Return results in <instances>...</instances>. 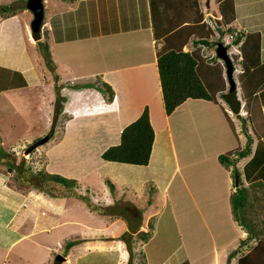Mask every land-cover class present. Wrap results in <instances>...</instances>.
<instances>
[{"label": "crops", "instance_id": "obj_1", "mask_svg": "<svg viewBox=\"0 0 264 264\" xmlns=\"http://www.w3.org/2000/svg\"><path fill=\"white\" fill-rule=\"evenodd\" d=\"M18 1L0 0V70H8L12 79L16 74L20 76L18 82L9 85V90L34 88L37 99L34 103L31 101V108L35 113L63 121L62 129L54 128L49 134L51 137L63 130L57 138L63 152L59 151L54 157L57 162L53 168L50 167L53 157L50 158L48 172L68 175L60 164L67 151L90 153L92 161L70 177L78 179L72 187L81 190L83 185L82 189L90 192L98 186L100 190L92 195L99 201V197L106 195L104 200L110 203L113 201L108 189L111 182L113 191L128 200L130 210L125 208L110 215L85 205L88 209L80 211L75 206L84 202L83 193L70 196L66 192L53 193L33 186L21 190L12 186L7 175L0 171V238L6 244L0 264H38V260L41 264L37 254L41 246L52 251L64 248V253L60 254L63 259L56 263V254L54 264L70 261L72 264H125L130 254L121 235L127 232L132 263L151 264V252L146 250L142 255L141 251L142 247L148 248L157 234L158 214L164 211L171 214V223L178 234L176 246L184 248L192 242L191 246L196 247L198 242L210 240V244L198 246L210 248L206 264H226L228 258L229 263L237 264L240 255L237 246L244 237V230L231 211L230 193L236 188L233 166L238 169L244 185L254 183L252 191L247 190V193L264 196V175L255 177L256 173H263L264 158L245 168L257 151L260 158L264 157V82L258 88L244 84L240 43L234 47V50L239 48V66L235 69L236 74L239 73V80L235 78L238 110L230 105L226 107L220 97L215 100L187 97L166 113L157 51L163 45L175 48L182 44L183 50L195 47L193 33L188 34L186 28L195 20L192 19V0H51L52 9L42 27L47 33L51 62L40 46L45 39L42 29L39 38L31 33L32 18L27 0L25 4ZM227 1L232 17L225 25L241 29L245 34L253 33L255 38L249 44L254 39L257 41L249 50L258 48V64L264 67V0ZM46 3L47 0H43L44 14ZM2 6L6 11H1ZM205 20L203 15L197 23ZM246 67L249 71L254 67L258 69L255 61ZM102 82L110 85L112 98H108ZM55 84L60 99H54L52 86ZM145 105L154 129L148 162L135 164L103 159L101 152L120 141L122 128L136 119ZM23 107L30 110L28 101L23 100ZM79 122L88 127H78ZM55 143L47 147L46 152L53 149ZM247 145L246 152L234 156L231 164L218 158L220 153L245 149ZM2 189L9 191L2 192ZM257 194L249 198L250 202L264 204V198ZM15 198L16 205L11 202ZM191 208L195 213L194 219H190L192 224L181 227L180 215L189 213L185 210ZM203 208L209 211L203 212ZM252 211L248 207L246 214L252 215ZM82 212L86 215L79 216ZM46 213L53 217L46 218ZM196 224L198 228L191 230ZM199 229L207 235H197ZM37 231L48 232L47 242L51 234L59 232L56 245L40 243L38 239L43 234L37 236ZM139 231H146L147 235L143 237ZM22 237L28 242L11 258V248L17 246ZM255 240L253 236L248 243Z\"/></svg>", "mask_w": 264, "mask_h": 264}, {"label": "rangeland", "instance_id": "obj_2", "mask_svg": "<svg viewBox=\"0 0 264 264\" xmlns=\"http://www.w3.org/2000/svg\"><path fill=\"white\" fill-rule=\"evenodd\" d=\"M51 0H47L46 7H45V14L43 17V20L48 19L49 11H51L52 7L50 4ZM229 1L227 0H193L192 4L194 5L193 7V13H192V19H195V27L197 28V32L193 34L194 38H198L200 35L204 36L208 40H211L210 43H203L197 45L198 47H194L195 51L200 55L197 57L198 60V66H197V71L200 73L199 75L202 77L204 76L205 78L208 77L212 79L211 77L216 79V84L217 82H221L222 78L219 77V70L217 68L223 69V73L226 70L225 64L221 57L215 56L216 51H215V46L213 42H217L218 40L224 41V44L226 46V50L228 54L231 56L233 63L235 65V69L238 68L239 66V60L236 58V56L239 55V48L237 50H234V47L237 45H230L227 46L228 42L231 41L232 37L230 36L231 33L227 28L228 26L225 25V23H228V21L231 19V13H229L228 10H225L226 5H228ZM19 4H25V0H19ZM197 3V4H196ZM19 7V5H18ZM18 7H15L19 9ZM28 13L31 18H33V12L28 9ZM206 18V20L202 23H197L198 19H200L202 16ZM43 27V26H42ZM43 30V28H42ZM193 38V39H194ZM34 39V38H33ZM36 40V39H35ZM221 42V41H220ZM218 44V42H217ZM161 48H166V46H162ZM215 60H212L214 59ZM209 60H212L213 65H210L212 67V71L208 72V62ZM220 63V64H219ZM52 67V66H51ZM234 69L233 71V77L234 79L236 78L239 80V73L236 74V70ZM9 71L2 69L0 70V171L5 173L8 178V182L16 187L20 188L21 190H25L27 188H30V186H33L39 190L40 186L45 188L47 191L51 192H66L67 195L73 196L74 194L78 193H83L86 198H83V203L76 204L75 208L77 207L78 209L85 208L86 206H89L90 208L96 209L98 213L104 214L102 209L107 208V211L111 210L113 212H117L118 210H130L129 209V202L128 200H125L122 198L121 194H119L118 191L115 190L113 191L110 186H108L109 191L111 192L113 196V201L110 203H106L109 200H104L106 199V195L99 197L101 199V204L98 205L100 202L97 200L95 196H93V192L96 190V193L100 190L98 186H95V189L93 191L87 190V189H82L83 185L81 187V190L79 188H74V187H63L61 183H55L50 180H44L40 176L36 174V172L41 168L44 167V170L48 171L49 170V163H50V158L53 157L52 162L50 163V167L53 168L54 163L57 162V159L54 158L56 154L60 151V146L57 144V138H59L62 134V131L60 132H55L49 139L46 141H43L40 144H37L35 147L31 148L30 150H27L28 146L31 145L36 139L39 137H42L44 135L51 134L53 129H62L64 126L62 124V120H56L54 118L47 119L44 116H41V112L35 113L34 108H31L32 104L31 101L34 103L36 98V95H34L33 90L34 88L28 89H20V90H9L10 87L9 85L15 84V82H18L20 79L19 74L15 75V78H10L9 77ZM236 74V75H235ZM2 75V77H1ZM205 85L206 82L203 79ZM209 81V80H208ZM223 82L224 90L227 91L229 87V83L227 82V78L225 77ZM211 88V86H209ZM37 91V90H36ZM103 91H105L103 89ZM18 93H21V97H18ZM52 93L54 96V99H60V94L58 92V86L55 84L52 86ZM223 92L221 94L216 93V97H220V101L223 104H226V107H228L229 103L225 99V95ZM223 94V95H222ZM250 94V93H249ZM249 94H246L247 96ZM20 95V94H19ZM19 98V99H18ZM28 101L30 104V110L27 108L23 107V100ZM260 108V106H258ZM232 115H235L232 113ZM41 116V117H40ZM247 118V117H246ZM49 120V124L47 123ZM77 126H85L83 122L77 123ZM61 127V128H60ZM88 127V126H85ZM40 134V135H39ZM197 137V136H196ZM237 142V140H235ZM55 143V147L53 149H50L49 152H46L47 147H51L52 143ZM244 147V146H243ZM75 149V148H74ZM210 149V148H209ZM93 156L90 153H79L75 151H67L64 153V159L60 161L61 164V170L66 174H62L60 172H57L61 175H64L66 177H73L74 173L79 171V170H84L85 166L87 165L88 162L92 161ZM180 158H182V152L180 151ZM18 166L17 171L12 168L14 164ZM12 168V169H11ZM50 172V171H49ZM53 172V171H52ZM189 174L186 173V176ZM233 176V175H232ZM77 179V177H75ZM78 181V179H77ZM239 180V184L236 187H246L247 190L252 191L250 189L253 187L254 183H249V184H243ZM39 183V184H37ZM35 184V185H34ZM40 185V186H37ZM85 187V186H84ZM9 191L6 189H2V192ZM89 192V193H88ZM114 193V194H113ZM101 194V193H98ZM247 199H248V206L246 210H248V207L251 208L252 215H248V218L255 224L257 229H264V204L260 203H252L250 202L252 197H255L256 192H252L251 195L247 193ZM91 195V196H90ZM259 197L264 198V196L257 194ZM250 198V199H249ZM17 198L11 199L12 204L14 203L16 205ZM80 200V199H79ZM130 200V198H129ZM105 201V202H104ZM185 201V200H184ZM93 202V203H92ZM256 202V201H254ZM186 205V201L183 203ZM86 205V206H85ZM147 205V203H145ZM148 207V206H147ZM131 208V207H130ZM186 208V207H185ZM88 208L86 207V210ZM209 209V208H208ZM207 208H203V212L208 210ZM85 210V211H86ZM139 210L142 211V208L139 207ZM106 211V213H108ZM189 213H184V215H180L179 217V222H181L183 225H191L192 221L190 219H194V212L192 208L189 210H185V212ZM209 211V210H208ZM79 212V211H77ZM247 213V212H246ZM110 215H113V213H109ZM188 214L190 217H188ZM251 214V212L249 213ZM79 216H85L86 213L82 212V214H78ZM160 217L158 218V226H157V234L153 237V239L150 241L148 248L142 247V255L147 251L151 252V258L149 257L151 264H157L161 260H164L163 263L161 264H206L207 261V251H209V247L204 246L206 244H210L211 241L204 240L198 242V246L201 244H204L202 247H192L191 243H189L187 246L184 248L181 247L180 245L176 246L179 241V237L176 231H174V226L171 223V214L168 211H164L163 213L158 214ZM141 216V215H140ZM139 216V217H140ZM45 217L47 218H52L53 216L49 213L45 214ZM84 218V217H83ZM85 220H88L89 218H84ZM151 219V218H150ZM91 223L95 222V220H90ZM98 222L96 221L95 224ZM199 224H196L195 228H192L191 230L197 229ZM241 228L244 230L242 232V235L244 236V242L240 241V243L237 246L238 252L242 253L245 252L249 247L254 245L256 243V240L253 241L252 243H248L249 239L248 236L250 235V232L248 229L245 228V225H240ZM200 228V227H199ZM47 233L48 232H40L37 231L36 235H42L38 241L40 243H47L48 242L55 246L56 242L55 239L58 235L56 234H51L49 241L47 242L45 239L47 238ZM203 234L207 235L206 231L199 229L198 234L200 235ZM260 237L264 239V232H259L255 236ZM26 238V237H25ZM252 238V237H251ZM205 239V238H203ZM28 241L22 237L20 239V243L17 246H13L11 248V258L17 256L20 253L19 248L21 247L22 244H26ZM242 243L246 244L245 246L242 245ZM127 245V243L125 244ZM242 245V246H241ZM6 244L3 239L0 238V260L4 259L5 253H6ZM48 247L46 246H41L38 250V255L41 260V264H54V258L56 254H62L64 253V248L61 249V251H52L48 250ZM127 249V248H126ZM16 251V252H15ZM127 251H129L127 249ZM184 252L186 255L184 256ZM203 253V254H201ZM232 254V253H231ZM141 255H139L140 257ZM204 256V258H203ZM229 256L231 257L230 253ZM237 258V257H236ZM20 262V260H17ZM136 262V259H135ZM230 260L228 258L226 264H233L229 263ZM1 263V261H0ZM129 264L128 261V256L125 259V264ZM14 264V263H13ZM38 264L39 260H38ZM67 264H72V261H70Z\"/></svg>", "mask_w": 264, "mask_h": 264}, {"label": "trees", "instance_id": "obj_3", "mask_svg": "<svg viewBox=\"0 0 264 264\" xmlns=\"http://www.w3.org/2000/svg\"><path fill=\"white\" fill-rule=\"evenodd\" d=\"M193 1V0H192ZM197 4V3H196ZM6 8L2 6L1 11L4 12ZM225 10H229V7H225ZM4 14V13H3ZM195 20L192 21V23L187 24L186 28L188 30V34L196 33L197 28L195 25H193ZM44 20L42 21V23ZM229 33L232 34L231 41L228 42L227 46L235 45L240 43V48L242 49L243 59L241 61L243 66V71L241 73V76L243 78L244 84L247 85L249 88L252 84H254L255 87H259L260 84L264 82V67L263 65H259V59H258V52L249 50L253 47L255 42L257 40L254 39V42L249 44V41L253 40L255 38L252 34H245L243 30H236L235 28H232L228 26ZM43 36L45 39L40 42V46L43 49L45 58L51 62V55L49 50V44L47 41V33L45 31V28L42 30ZM255 35V34H254ZM251 37V39H250ZM258 37V36H257ZM256 37V38H257ZM222 42L224 44V41L218 40L217 42ZM217 42H213L214 45H217ZM195 46L198 47V44L203 43H212L211 40H208L204 36L200 35L198 38H195L194 40ZM212 45V44H211ZM216 48V46H215ZM200 55L195 51V49L191 50H183L182 44L177 47H171V48H160L157 51V69H158V75L160 80V86H161V93H162V99L164 104V109L166 113H170L179 103H181L184 99L187 97H197V98H206L215 100L216 93L219 94L224 92V86L223 81V69L217 68L220 72L219 77L222 78L221 82H217L216 79L214 81L208 77H202L200 76L199 72L197 71L198 66V60L197 57ZM215 58L217 55H214ZM212 59V60H215ZM238 58V56H236ZM209 60L208 64V72L212 71V67L210 65H213V61ZM255 61L257 63V67H254L252 71H249V68L246 67L251 62ZM220 64V63H219ZM263 74V75H262ZM203 79L206 82V85L203 81ZM209 80V81H208ZM103 87H105L108 91V98H112L113 92L109 84L102 82L101 84ZM211 86V88H209ZM225 94V93H224ZM154 138V129L152 127V124L149 119V110L148 106L145 105L141 114L134 119L133 121L126 124L120 133V141L116 144L109 145L107 148H105L100 156L103 159L108 160H116V161H123V162H129V163H135V164H146L150 157L151 147L153 143ZM248 149V145L245 147V149H234L232 151L220 153L218 155V158L221 162L226 164H231L235 157L241 156L246 152ZM233 152V156H231V153ZM235 156V157H234ZM260 154L257 151L256 156H253L249 162L245 164V168L249 167L253 164H257L264 158L263 156L260 158ZM256 157L258 160H256ZM14 164V163H13ZM18 166L14 164L12 168H14L17 171ZM264 167V165H263ZM11 168V169H12ZM238 170V169H237ZM239 172V171H238ZM36 174L40 176L44 180H50L59 182L66 186H75L76 179L65 177L59 173L55 172H48L44 170V167H41ZM264 175V168L263 173H256V176H263ZM241 183V182H240ZM260 184V181L258 182ZM39 184V183H37ZM35 185V184H34ZM40 186V185H37ZM110 188H114L113 183L109 182ZM40 188L44 189L42 186ZM247 189L246 187L240 186L236 187L235 190L231 191L230 193V204H231V211L233 213L234 218L241 224L245 225V228L248 229L250 232V235L248 238L255 237L257 233L264 232V229H257L255 224L248 218V215L246 214L247 206H248V199H247ZM104 213H106L107 208L102 209ZM108 213L116 214V212H113L111 210L107 211ZM122 214V213H121ZM124 215V214H122ZM139 234L143 237L147 235L146 231H139ZM130 234L123 233L121 235V238L125 240V242L130 246ZM243 242L244 239H241ZM131 248V247H130ZM129 264L132 263V249H131V255L129 259ZM237 264H264V239L263 237H257L256 243L249 247L245 252L240 253L238 256Z\"/></svg>", "mask_w": 264, "mask_h": 264}, {"label": "water", "instance_id": "obj_4", "mask_svg": "<svg viewBox=\"0 0 264 264\" xmlns=\"http://www.w3.org/2000/svg\"><path fill=\"white\" fill-rule=\"evenodd\" d=\"M26 5L28 9H30L33 12V18L30 22L31 27V33L34 38H39L41 36V24L44 17V5L43 0H27ZM216 55L221 57L223 60L226 70L225 74L227 77V81L229 83L228 90L226 91L225 99L231 106V108L235 111L238 110L239 107V99L237 97V86L236 81L233 77V71L235 69V65L233 63V60L231 56L228 54L226 50V46L223 45L222 42H218L215 48ZM49 138V134L44 135L42 137H39L36 139L31 145L28 146L27 150H30L31 148L35 147L37 144L42 143L43 141H46ZM233 173H234V183L235 186H238L240 175L236 168V166H233ZM131 244L129 246V243L127 244V249L129 250V254L131 255ZM63 257L60 254H57L56 256V263H59ZM130 259V257H129Z\"/></svg>", "mask_w": 264, "mask_h": 264}, {"label": "clouds", "instance_id": "obj_5", "mask_svg": "<svg viewBox=\"0 0 264 264\" xmlns=\"http://www.w3.org/2000/svg\"><path fill=\"white\" fill-rule=\"evenodd\" d=\"M43 21V20H42ZM43 23L41 24V29H42Z\"/></svg>", "mask_w": 264, "mask_h": 264}, {"label": "built area", "instance_id": "obj_6", "mask_svg": "<svg viewBox=\"0 0 264 264\" xmlns=\"http://www.w3.org/2000/svg\"><path fill=\"white\" fill-rule=\"evenodd\" d=\"M230 36L232 37V34H230Z\"/></svg>", "mask_w": 264, "mask_h": 264}]
</instances>
